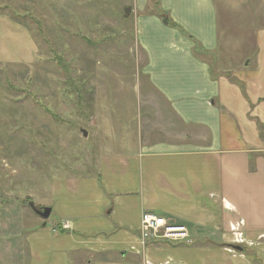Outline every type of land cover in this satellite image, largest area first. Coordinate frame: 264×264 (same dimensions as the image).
<instances>
[{"label":"crops","instance_id":"crops-1","mask_svg":"<svg viewBox=\"0 0 264 264\" xmlns=\"http://www.w3.org/2000/svg\"><path fill=\"white\" fill-rule=\"evenodd\" d=\"M217 3L161 0L207 51L200 60L193 40L158 16L143 15L148 0H135L150 91L178 129H191L189 139L106 140L92 174L50 185L49 204L41 207L56 217L50 226L39 220L24 237L25 264H264V34L256 27L235 42ZM10 20L0 15V61L30 64L35 40ZM243 83L246 92L239 90ZM144 213L185 225L193 248L167 242L143 248ZM239 239L258 257L247 260L228 247Z\"/></svg>","mask_w":264,"mask_h":264},{"label":"rangeland","instance_id":"rangeland-1","mask_svg":"<svg viewBox=\"0 0 264 264\" xmlns=\"http://www.w3.org/2000/svg\"><path fill=\"white\" fill-rule=\"evenodd\" d=\"M217 4L235 42L256 27L264 34V0ZM136 10L135 0H0V15L24 26L36 44L30 64L0 61V264H25L23 239L42 219L29 203L49 204L56 179L92 174L106 140L189 139L191 129H178L150 91ZM239 90L246 92L244 83ZM164 242L189 249L195 238ZM249 249L236 251L258 257Z\"/></svg>","mask_w":264,"mask_h":264},{"label":"built area","instance_id":"built-area-1","mask_svg":"<svg viewBox=\"0 0 264 264\" xmlns=\"http://www.w3.org/2000/svg\"><path fill=\"white\" fill-rule=\"evenodd\" d=\"M189 238L190 233L185 225L170 222L152 213H144L141 217L140 244L143 248L153 242L182 243Z\"/></svg>","mask_w":264,"mask_h":264},{"label":"trees","instance_id":"trees-1","mask_svg":"<svg viewBox=\"0 0 264 264\" xmlns=\"http://www.w3.org/2000/svg\"><path fill=\"white\" fill-rule=\"evenodd\" d=\"M143 15H147V16H151V15H155L158 16L160 19L167 20V25L173 28L178 29L183 36L189 38L190 40H193L195 42V48L193 50V54L195 57L199 58L200 60H205V54H207V51L203 50L199 44V42L197 40H195L193 37H191L190 35H188L179 25H177L169 16V14L167 12H165L162 7H161V0H148V5L145 9V11L143 12ZM201 54V55H200ZM211 61V65H212V61ZM242 85V84H241ZM243 251H244V247Z\"/></svg>","mask_w":264,"mask_h":264},{"label":"water","instance_id":"water-1","mask_svg":"<svg viewBox=\"0 0 264 264\" xmlns=\"http://www.w3.org/2000/svg\"><path fill=\"white\" fill-rule=\"evenodd\" d=\"M127 13H130V9H127ZM165 23H167V20H165ZM84 135H87V133L84 131ZM29 206L34 211L35 214L39 215L43 220H48L51 216L52 210L51 208H39L36 207V205L33 202L29 203ZM235 250L242 251V248L240 246H233Z\"/></svg>","mask_w":264,"mask_h":264}]
</instances>
